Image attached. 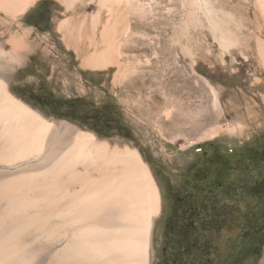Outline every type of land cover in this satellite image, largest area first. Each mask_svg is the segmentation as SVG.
Here are the masks:
<instances>
[{
	"label": "rangeland",
	"instance_id": "1",
	"mask_svg": "<svg viewBox=\"0 0 264 264\" xmlns=\"http://www.w3.org/2000/svg\"><path fill=\"white\" fill-rule=\"evenodd\" d=\"M103 4L100 0H38L22 16V25L33 29L37 45L46 46L50 53L59 50L56 56H61V64L38 55L31 59V55L12 73L10 91L51 122L67 121L112 145L139 150L162 195L151 264H221L208 240L202 243L204 253L192 249L182 259L173 245L184 224L180 208L192 195L202 193L203 183L194 180V171L214 151L237 155L264 136V124L258 125L264 122V65L257 44L264 42V0H105ZM59 21H66V33L73 21L80 26L83 57L75 56L69 41L55 30ZM112 25L123 39L126 72L116 74L112 64L96 70L83 67L81 60L94 50L88 36L94 33L100 43L101 31ZM222 31L237 43L225 47ZM5 49L10 51V45ZM185 66L190 68L194 87L193 109L201 113L206 108L218 117L204 131L184 137L172 128L146 123L133 103L125 102L124 94L133 80L143 81L146 93L152 87H170L177 74L187 76ZM47 101L60 114L45 105ZM261 104L256 111L247 109ZM161 116L170 119L165 113ZM214 126L219 134L208 137ZM233 126L235 130L228 129ZM233 179L240 180L237 172ZM196 225L201 226L199 220ZM238 232L226 234L237 239ZM223 235L219 237L224 239ZM246 263L264 264V246L258 259L249 257Z\"/></svg>",
	"mask_w": 264,
	"mask_h": 264
},
{
	"label": "bare ground",
	"instance_id": "2",
	"mask_svg": "<svg viewBox=\"0 0 264 264\" xmlns=\"http://www.w3.org/2000/svg\"><path fill=\"white\" fill-rule=\"evenodd\" d=\"M37 1L0 0V264H151L162 195L139 150L112 145L67 121L51 122L10 91L12 73L31 55L61 64L58 46L50 53L32 39L33 29L22 25ZM59 22L55 30L82 56L80 26L73 21L66 33V21ZM100 35V43L94 33L88 36L94 50L82 66L96 70L112 64L116 74L126 72L117 27L103 28ZM221 36L225 47L237 43L224 31ZM257 44L264 65V42ZM183 70L187 76L177 74L170 87L148 93L143 81L133 80L124 100L146 123L185 137L204 131L218 113L195 112L190 68ZM217 127L208 137L219 134Z\"/></svg>",
	"mask_w": 264,
	"mask_h": 264
},
{
	"label": "trees",
	"instance_id": "3",
	"mask_svg": "<svg viewBox=\"0 0 264 264\" xmlns=\"http://www.w3.org/2000/svg\"><path fill=\"white\" fill-rule=\"evenodd\" d=\"M44 104L60 114L51 101ZM235 172L240 180L233 179ZM193 178L203 183L202 193L192 195L180 208L184 224L173 245L177 257L182 259L192 249L201 248L204 253L202 243L208 240L221 264H247L249 257L258 259L264 246V136L237 155L214 151L194 171ZM234 231H239L237 239L231 236Z\"/></svg>",
	"mask_w": 264,
	"mask_h": 264
}]
</instances>
